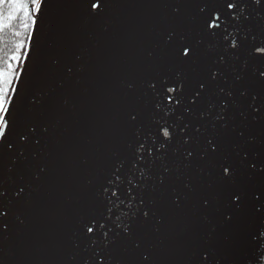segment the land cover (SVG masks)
<instances>
[{"label": "water", "instance_id": "95a60500", "mask_svg": "<svg viewBox=\"0 0 264 264\" xmlns=\"http://www.w3.org/2000/svg\"><path fill=\"white\" fill-rule=\"evenodd\" d=\"M85 2L90 8L92 0H45L43 4L15 99L16 111H23L28 122L47 127L48 132L37 133L40 144L33 140L21 146L13 138L14 146L5 147L0 155V184L9 191L5 203L10 209L5 218L10 231L0 241V264H78L86 255L79 222L103 211L101 185L114 161L130 157L129 144L135 143L137 130L140 141L153 150L152 157L145 152L147 165L140 167L148 166L152 176L146 181L149 187L144 197L156 217L147 222L137 217L132 224L133 238L156 248L157 264H186V245L224 241L227 236L218 255L224 264H236L247 233L264 224V216L256 213L258 205L250 196L239 210H233L231 225H224L221 219L231 190L264 186V173L250 177L239 163L244 153L249 160L253 154L264 160V77L260 76L264 59L248 56L252 36H257V43L264 39V3L257 6L246 0L245 15L250 19L239 35L248 28L253 31L234 56L215 47L220 38L209 36L204 28V16L217 0H109L102 16L89 15ZM205 3L209 8L200 13L199 7ZM176 7L181 9L178 15L173 12ZM173 31L196 48L190 64H177L172 58L165 41ZM221 56L226 57L225 63L213 65ZM214 66L220 75L209 83L206 98L190 104L187 98L199 90L197 82L207 79V69ZM177 71L188 76L185 100L179 105L175 99L165 103V111L174 109L166 117L163 111L152 109L155 97L146 81L174 78ZM238 75L243 77L239 81ZM220 89L233 95L228 97ZM245 89L247 95L241 96ZM221 101L228 104L223 112ZM202 112L207 113L203 118ZM129 113L139 114L134 123L129 122ZM218 115L224 120H216ZM154 116L161 118L162 124L176 125L165 161L156 159L160 155L156 148L163 138ZM150 132L156 135L157 144ZM185 136L192 137L193 143L184 144ZM212 136L220 138L221 150L205 160L197 155L191 166L184 168L185 150L198 153L195 141L204 145ZM249 136L255 137L251 143L247 142ZM226 157L237 168L234 182L220 177L219 164ZM165 165L179 172L160 185L158 177ZM41 168L45 171L40 172ZM186 180L192 183L191 191L183 189ZM18 186L25 192L16 198ZM173 189L185 193L181 208L171 203ZM202 197L213 204L201 207ZM121 209L127 210V201ZM161 217L163 223H157ZM137 255L131 240L121 234L113 246V264H135Z\"/></svg>", "mask_w": 264, "mask_h": 264}, {"label": "snow or ice", "instance_id": "6c2138e0", "mask_svg": "<svg viewBox=\"0 0 264 264\" xmlns=\"http://www.w3.org/2000/svg\"><path fill=\"white\" fill-rule=\"evenodd\" d=\"M44 2L45 0H30V2H27V0H0V33L10 28L12 22L18 19L17 12H23L24 14L22 27L26 31L36 25L37 16L42 12ZM253 2L259 6L264 3V0H253ZM85 5L89 15L102 16L109 6V0H92L90 8L87 2H85ZM247 7L246 0H231V2H228V0H217L216 3H212L210 7L212 10L204 16V28L207 34L213 38H220L214 46L221 47L226 54L230 53L235 56L244 42L248 41V35L253 31L252 28H248L243 36L239 35L242 26L250 19L248 15H245ZM207 8H209V4L205 3L203 7H199V12L204 13ZM173 12L178 15L181 9L176 7L173 9ZM261 31L264 32V26H261ZM13 35L19 37L20 32L16 31ZM28 39H32L31 34H29ZM165 44L170 48V54L177 64H190L196 55V48L191 43L181 40L179 34L175 31L168 33ZM23 50L24 42L20 41L15 44V54L9 57L11 61L17 62V68L19 67V61L22 59L21 52ZM23 55L27 57L28 52L24 51ZM248 56L250 58L259 57L264 59V39H261L257 43V36H252ZM225 61L226 57L221 56L218 61H213V65L223 64ZM244 67H247V60ZM16 71L17 69H14L11 63L7 65L6 70H0V155H3L5 147L12 148L14 146L11 142L13 138L21 146L27 145L33 140L36 144H40L41 138L37 137V133L41 131L43 133L48 132L47 127L38 128L36 124L28 122V117L23 111H16L17 103L15 97L18 94V89L13 87L14 82L19 79V76L15 74ZM68 71L71 72L72 69L69 68ZM207 73L210 74L207 79L203 82H197L199 90L194 91L193 96L187 98L190 104L195 105L198 99H205L209 83L215 82L220 75L219 68L215 66L209 67ZM260 76L264 77V72H260ZM242 78L239 75L236 77L238 81ZM187 81L188 76L183 71H177L174 78L161 76L159 79L147 80L146 86L155 97L154 102L151 103L152 109L155 112L163 111L164 116L170 117L174 109L165 111V103H171L175 99L177 105L182 104L185 100L183 92ZM128 87L132 88L133 85L130 83ZM177 93H180V95L176 96ZM220 93L228 97L233 95L231 91L225 92L224 89H220ZM240 95H247V90L241 91ZM253 99H256L255 95ZM208 106L210 108L214 107L212 104ZM227 107L228 104L225 101H221V112ZM262 107H264V104H262ZM185 111L190 110L185 109ZM254 111H259V109H254ZM138 115V113H129V122L134 123L138 119ZM205 115L207 113H201L202 118ZM177 119L183 120V116H178ZM216 120H224V116L218 115ZM153 122L159 126L158 134L163 138L158 142L156 151L160 152V155L156 156V159L165 161L168 147L174 139L172 129L176 125L175 123L169 124L167 121L162 124L161 118L155 116L153 117ZM223 127H227V125L225 124ZM180 131L183 133L184 129H180ZM196 131L199 133L200 128H197ZM149 135L152 137L153 143L157 144L156 135L151 132ZM239 137L243 139L244 133L240 132ZM254 140V136L247 138L248 143ZM183 143L191 144L193 143V138L185 136ZM195 143L199 152L197 153L195 149L185 150L184 168L190 167L193 158L197 155L200 160H205L210 155H214L221 150V141L218 136L210 137L204 145H200L198 140ZM234 147L238 148L239 145ZM129 148L132 149L130 157L114 161L104 178V183L101 185L104 202L103 211L99 215H91L86 219L82 218L79 222V226L83 229V240L86 242V246L83 249L86 255L81 256L78 264H113V246L121 238V234L131 240L134 251L138 253L135 264H157L156 248L146 243L143 239L133 238L134 232L132 228V224L137 217L142 216L146 222L150 218L156 217L155 211L144 197V192L149 187L146 181L152 179V176L148 166L144 168L140 167L142 163L147 165L144 156L145 152H147L149 157H152L153 150L146 143L140 141L139 130L136 132L135 143L129 144ZM23 151L24 149L21 147V156L23 155ZM236 155L240 156V152H237ZM239 163L250 177L258 173H264V160L258 159L256 154H253L252 160H249L248 153H244ZM219 169L220 177L223 181L234 182L237 168L233 163L229 162L227 157L223 163L219 164ZM44 171V168L40 169V172ZM178 172V168L173 169L165 165L163 167V174L158 177V183L164 185ZM176 179H179L178 175ZM183 189L191 191L192 183L186 180L183 184ZM24 192L25 188L18 186L14 190V195L16 198H19ZM8 193L9 191L0 184V241L6 238L10 231V226L5 219L10 215V209L5 203L6 198L9 197ZM249 196L258 205L255 208L256 213L264 216V199H262L264 197V186L259 185L258 187H253L251 190L243 187L234 188L228 193V203L225 210L221 212V219L224 225L227 226L233 223V210H239L243 206L245 198ZM184 199L185 193L183 191L172 190L171 203L174 207L181 208ZM126 201L127 210L125 211L121 209V205H124ZM8 202L10 203L11 201L9 200ZM199 204L201 207L207 208L213 204V201L208 197H202ZM117 212H120L121 215H116ZM113 216H115V220H113ZM163 220L164 218L161 217L157 223H163ZM20 222L23 223V221ZM94 229L96 230L94 231ZM211 231L215 232V228L211 229ZM228 239L225 236L224 241L193 242L186 245V264H224L223 258L218 253L221 249H224L225 242ZM238 255L240 259L236 260V264H264V224L247 233L243 252ZM116 264H120V262L117 261Z\"/></svg>", "mask_w": 264, "mask_h": 264}, {"label": "trees", "instance_id": "16d2710c", "mask_svg": "<svg viewBox=\"0 0 264 264\" xmlns=\"http://www.w3.org/2000/svg\"><path fill=\"white\" fill-rule=\"evenodd\" d=\"M27 2H30V0H27ZM41 13L37 16V23L36 25L30 27L27 31L22 27V24L24 22V14L23 12H17L18 19L12 22V26L10 28H7L4 30L3 33H0V70H6V67L9 63L12 64V67L14 69H17L16 75L19 76V79H17L13 87H18V84L20 82V79L23 74L24 67L27 63L28 56L31 50L32 42L34 39L36 27L39 23ZM19 31L20 36L16 37L13 35L14 32ZM31 34L32 39L29 40L28 36ZM23 41L24 42V50L21 52L22 59L19 61V67L17 68V62L11 61L9 57L11 55L15 54V44ZM30 46V47H29ZM27 51L28 55L27 57H24L23 52Z\"/></svg>", "mask_w": 264, "mask_h": 264}]
</instances>
